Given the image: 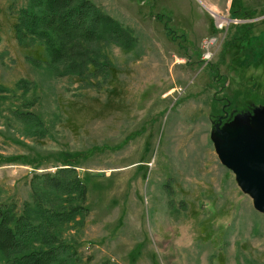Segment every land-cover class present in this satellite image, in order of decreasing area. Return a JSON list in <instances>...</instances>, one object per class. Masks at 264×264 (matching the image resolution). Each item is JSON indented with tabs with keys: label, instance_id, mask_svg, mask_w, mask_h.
<instances>
[{
	"label": "rangeland",
	"instance_id": "rangeland-1",
	"mask_svg": "<svg viewBox=\"0 0 264 264\" xmlns=\"http://www.w3.org/2000/svg\"><path fill=\"white\" fill-rule=\"evenodd\" d=\"M93 1L134 36L128 49L102 44L108 77L50 68L41 45L15 35L29 0H0V154L24 156L0 164V201L22 209L32 166L53 172L76 154L89 207L66 232L78 262L264 264V214L211 140L225 104L232 115L264 107V0H234L235 14L232 0ZM222 14L241 21L219 31ZM247 31V48L232 44Z\"/></svg>",
	"mask_w": 264,
	"mask_h": 264
},
{
	"label": "trees",
	"instance_id": "trees-1",
	"mask_svg": "<svg viewBox=\"0 0 264 264\" xmlns=\"http://www.w3.org/2000/svg\"><path fill=\"white\" fill-rule=\"evenodd\" d=\"M233 2L235 14L238 11ZM165 28L172 35L173 29L166 24ZM14 30L22 45L44 48L50 68L64 64V74L81 77L91 74L92 67L108 77L110 62L102 44H117L125 49L134 45L131 30L93 0H29L18 10ZM248 37L249 31L239 36L240 42L233 40L232 44L246 47L251 41ZM22 84L26 85V81L22 80ZM20 114L28 121L32 116L25 111ZM97 149L101 151L103 147L90 151ZM88 154L92 152H84L83 156L87 158ZM19 159L24 163V156L0 154V164ZM61 163L53 172L32 166L33 198L25 201L22 209L13 200L0 201V264H87L78 262L77 242L67 240L66 232L83 224L89 212L88 187L77 172L76 154H63Z\"/></svg>",
	"mask_w": 264,
	"mask_h": 264
},
{
	"label": "water",
	"instance_id": "water-1",
	"mask_svg": "<svg viewBox=\"0 0 264 264\" xmlns=\"http://www.w3.org/2000/svg\"><path fill=\"white\" fill-rule=\"evenodd\" d=\"M211 140L222 164L264 214V107L238 113L223 124L220 118Z\"/></svg>",
	"mask_w": 264,
	"mask_h": 264
},
{
	"label": "built area",
	"instance_id": "built-area-1",
	"mask_svg": "<svg viewBox=\"0 0 264 264\" xmlns=\"http://www.w3.org/2000/svg\"><path fill=\"white\" fill-rule=\"evenodd\" d=\"M223 15V14H222ZM224 17H226V20L225 21H220L218 20V18H216V28L217 30H224V29H227V25L229 23H239L241 20H239L238 18H231V17H227L225 15H223ZM215 17V15H214ZM218 39L219 37L216 36V35H213V36H207L203 39L202 41V58L205 62H209L213 56H214V47L217 45L218 43Z\"/></svg>",
	"mask_w": 264,
	"mask_h": 264
},
{
	"label": "flooded vegetation",
	"instance_id": "flooded-vegetation-1",
	"mask_svg": "<svg viewBox=\"0 0 264 264\" xmlns=\"http://www.w3.org/2000/svg\"><path fill=\"white\" fill-rule=\"evenodd\" d=\"M228 106H229L228 104H225V105L223 106V110H221V113H220V115L218 116L216 123H218V122L220 121V118H221V122H222V124L225 123V122H227V121H229V120H231V119L233 118V116H234L235 114L232 115V113H231L230 111L227 110V107H228ZM229 109H230V108H229Z\"/></svg>",
	"mask_w": 264,
	"mask_h": 264
},
{
	"label": "bare ground",
	"instance_id": "bare-ground-1",
	"mask_svg": "<svg viewBox=\"0 0 264 264\" xmlns=\"http://www.w3.org/2000/svg\"><path fill=\"white\" fill-rule=\"evenodd\" d=\"M221 18V17H220Z\"/></svg>",
	"mask_w": 264,
	"mask_h": 264
}]
</instances>
